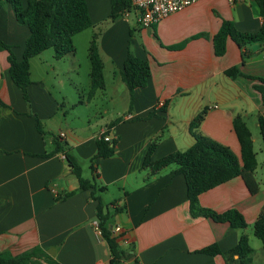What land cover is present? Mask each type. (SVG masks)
I'll list each match as a JSON object with an SVG mask.
<instances>
[{
	"label": "crops",
	"instance_id": "0c3cea01",
	"mask_svg": "<svg viewBox=\"0 0 264 264\" xmlns=\"http://www.w3.org/2000/svg\"><path fill=\"white\" fill-rule=\"evenodd\" d=\"M20 1L25 6L29 0ZM85 1L92 30L86 35L89 64L84 72L76 56V37L90 27L72 37L69 68L65 69L64 57L53 58L54 63L32 78L31 60L39 54L30 59L26 99L10 78L9 52L0 50V252L18 255L39 246L59 264H109L107 242L94 227L101 203L109 215L107 228L119 226L111 234L121 249L132 253L124 260L128 264H238L235 255L226 261L221 254L200 250L215 244L227 251L247 228L253 229L264 211V177L259 176L257 158L252 171L255 192L236 176L197 197L201 207L218 213L237 210L244 228L193 216L185 179L175 172L176 165L151 171L143 160L152 141L151 161L188 148L194 142L189 123L201 112L197 131L227 146L238 159L235 117L244 121L253 144L258 116L264 117V46L254 42L240 48L228 38L224 53L216 56L211 39L223 20L239 31L258 30L262 22L258 4L198 0L142 27L131 5L125 14L110 19V0ZM28 34L11 5L1 3L0 40L11 46L16 60L22 57ZM93 35L104 86L90 97L84 91L90 88L88 47ZM128 53L150 67L146 85L135 88L131 96L120 78ZM63 78L70 81L69 95L61 88ZM101 90L109 107L91 121L85 111ZM105 135L110 141L103 140ZM56 143L74 157L80 175L94 181V189H80ZM98 143L102 147L113 143V152L95 156Z\"/></svg>",
	"mask_w": 264,
	"mask_h": 264
},
{
	"label": "trees",
	"instance_id": "16d2710c",
	"mask_svg": "<svg viewBox=\"0 0 264 264\" xmlns=\"http://www.w3.org/2000/svg\"><path fill=\"white\" fill-rule=\"evenodd\" d=\"M259 7L262 18L261 25L254 32H244L237 30L233 23L223 20L219 30L212 37L213 52L216 56L224 53L226 40L232 39L238 47L242 48L249 43H259L264 46V0H255ZM1 3H9L14 16L19 24L28 28L29 34L25 40L22 57L16 60L11 52V46L0 40V50L9 52L8 72L13 83L22 90L26 99V87L30 84V59L42 51L51 48L55 59H61L70 55L74 51L72 37L82 30L91 26L90 17L85 0H29L25 6L20 0H0ZM129 0H110V19L125 14L130 7ZM242 53V56H246ZM88 57L90 61V88L88 96H92L97 89L104 86L103 67L100 55L97 51L96 35H93L89 47ZM230 69L229 72H231ZM150 75V67L146 60L128 53L122 69L120 78L127 87L130 96L135 88L144 87ZM203 118V113H198L189 123V131L194 138V142L185 150L174 151L166 154L158 160L151 161L155 141L148 147L143 160V166H147L151 171L159 170L167 165H176L175 172L184 176L187 198L190 213L193 216L201 215L211 217L216 221H227L230 228H244L246 223L241 214L235 209H228L221 213L203 208L199 205L198 195L220 183L240 176L248 188L253 193L257 189L256 181L252 171L256 165L255 152L252 145V137L244 121L239 117L233 120V130L240 145V158L225 145L200 134L197 128ZM36 127L41 131L38 120ZM258 130L264 151V117L258 116ZM116 122L114 120L112 123ZM57 144V143H56ZM58 145V144H57ZM62 148L58 145L55 149ZM64 159L71 167L72 173L78 178L81 190L94 189V181L85 179L80 175L79 165L67 149L62 148ZM113 152V143L104 145L98 143V150L95 156H106ZM101 203L96 206L98 226L101 236L107 242L110 250L109 264H121L122 261L132 257L129 250L121 249L115 236L106 226L108 219L107 212ZM253 233L261 241V248L264 251V211H261L253 223ZM207 254H221L224 259L231 260L237 256L238 264H251L255 249L248 243L246 234H242L235 246L227 251H220L213 244L200 250ZM43 262V263H42ZM0 264H59L48 257L45 252L35 246L18 255H11L3 251L0 252Z\"/></svg>",
	"mask_w": 264,
	"mask_h": 264
},
{
	"label": "rangeland",
	"instance_id": "374dc122",
	"mask_svg": "<svg viewBox=\"0 0 264 264\" xmlns=\"http://www.w3.org/2000/svg\"><path fill=\"white\" fill-rule=\"evenodd\" d=\"M109 20V19H108ZM131 22V25L134 26V22H132L131 19H129ZM101 27L100 25L98 28ZM91 28V27H90ZM88 29V28H87ZM92 30L89 29L87 32H82L83 34H80L79 38L76 37V45H77V50H76V56L78 57L79 61L81 62L83 72H84V66L89 64L87 60V55H86V35L90 33ZM53 50L51 48H48L41 52L38 56L35 58H32L31 60V77L35 78L36 73L42 74V67L46 66L48 67L49 64L54 63V56H53ZM68 56V55H67ZM67 56H65L63 59V63L66 64L65 69L69 68V61L67 60ZM64 64V65H65ZM49 73V71H47ZM105 73L106 75H109V69L108 67H105ZM46 74V73H45ZM82 74V71L80 72ZM50 75L47 76V80H49ZM53 83H55L54 80H52ZM70 81L67 78H63V83H62V90L66 91V94L69 95V91H71V87L69 86ZM52 90L55 91V88ZM88 89L84 91L85 96L87 95ZM103 90H101L100 93L96 94L94 99L90 102L89 108L85 111V114L90 116L91 121H93L95 118L99 119L100 114L103 113V108L109 107L107 105V98L104 96ZM75 102L78 100V95L75 97ZM101 111V112H100ZM256 137L254 138L253 141V150L255 152V157L257 158V163H258V173L260 174L259 176L264 177V151H263V146H262V141L259 135V132L257 134L255 133ZM246 234L248 235V243L251 247L255 249V253L252 256V263L251 264H264V251L261 248V241L254 235L253 229L251 227L246 229Z\"/></svg>",
	"mask_w": 264,
	"mask_h": 264
},
{
	"label": "built area",
	"instance_id": "2783aa9c",
	"mask_svg": "<svg viewBox=\"0 0 264 264\" xmlns=\"http://www.w3.org/2000/svg\"><path fill=\"white\" fill-rule=\"evenodd\" d=\"M131 6L137 11V21L142 27H149L156 24L158 21L168 16L170 13L181 10L184 7L195 3L198 0H129ZM59 136H64L63 132ZM104 141H110L108 135L102 137ZM64 158V156H62ZM94 227L98 233L101 230L98 226V221L94 222ZM119 226L111 229V232L119 231ZM96 264H105L104 262H97ZM121 264H128L122 261Z\"/></svg>",
	"mask_w": 264,
	"mask_h": 264
}]
</instances>
